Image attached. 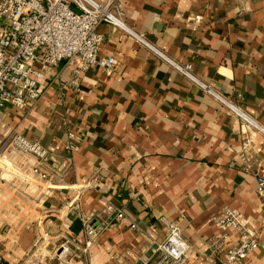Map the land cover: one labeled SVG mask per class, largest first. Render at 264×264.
<instances>
[{"label": "crops", "instance_id": "crops-1", "mask_svg": "<svg viewBox=\"0 0 264 264\" xmlns=\"http://www.w3.org/2000/svg\"><path fill=\"white\" fill-rule=\"evenodd\" d=\"M117 3L148 45L101 23L99 55H113L116 70L92 66L62 85L71 78L62 61L42 99L25 111H0V150L10 131L48 151L46 180L31 172L32 155L7 149L0 161V264H58L66 239L83 246L86 215L100 226L98 237L87 256L74 248L69 264H140L167 234L162 218L188 243L189 264L217 262L237 240L235 229L213 221L225 209L259 233L260 245L241 264H264L257 192L264 134L163 57L189 64L199 81L264 126V0ZM107 203L124 218L105 211Z\"/></svg>", "mask_w": 264, "mask_h": 264}, {"label": "built area", "instance_id": "built-area-1", "mask_svg": "<svg viewBox=\"0 0 264 264\" xmlns=\"http://www.w3.org/2000/svg\"><path fill=\"white\" fill-rule=\"evenodd\" d=\"M101 23L110 24L148 45L126 25L117 0H0V111L7 106L25 111L42 99L56 77L52 76L51 70L62 61L71 67V78L63 81L62 85L74 84L80 74L92 66L106 72L116 70L117 62L113 55H99V47L104 40L97 31ZM163 57L187 78L215 95L244 126L264 134V126L199 81L191 73L189 64L179 65ZM2 135L6 137L0 150V161L6 159L7 149L32 155L35 164L31 172L41 180L48 178L44 170V160L48 155L45 147L15 132L4 131ZM69 136L74 138L73 134ZM67 147L78 150L74 144ZM257 192L264 195V178L258 179ZM104 210L113 212L116 219L125 216L122 209L111 203H107ZM91 220L92 215L82 217L86 236L83 246L70 239L60 245L56 252L58 264H69L74 248L88 255L100 229ZM213 221L224 231L235 229L237 240L217 262L206 258L200 264H241L260 245L258 231L247 224L237 210L225 209ZM162 222L167 227L165 238L155 242L151 249L152 258L140 264H189V245L181 237L178 226L164 218ZM130 227L135 228L136 224L131 223ZM218 246L215 243L214 247Z\"/></svg>", "mask_w": 264, "mask_h": 264}]
</instances>
